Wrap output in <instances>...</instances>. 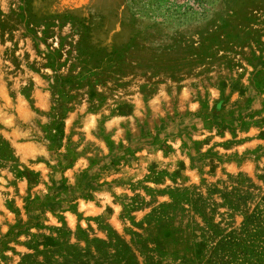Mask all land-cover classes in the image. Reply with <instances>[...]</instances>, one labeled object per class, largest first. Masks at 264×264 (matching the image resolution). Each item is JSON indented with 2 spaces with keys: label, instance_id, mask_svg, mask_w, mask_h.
Returning <instances> with one entry per match:
<instances>
[{
  "label": "rangeland",
  "instance_id": "rangeland-1",
  "mask_svg": "<svg viewBox=\"0 0 264 264\" xmlns=\"http://www.w3.org/2000/svg\"><path fill=\"white\" fill-rule=\"evenodd\" d=\"M0 264H264V0H0Z\"/></svg>",
  "mask_w": 264,
  "mask_h": 264
}]
</instances>
